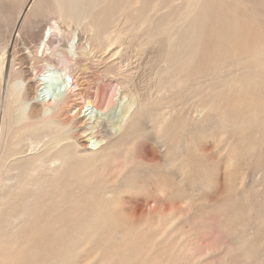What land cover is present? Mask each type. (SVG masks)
Segmentation results:
<instances>
[{
    "label": "rangeland",
    "instance_id": "rangeland-1",
    "mask_svg": "<svg viewBox=\"0 0 264 264\" xmlns=\"http://www.w3.org/2000/svg\"><path fill=\"white\" fill-rule=\"evenodd\" d=\"M5 1L9 12L0 28L21 36L8 39L0 53L13 41L22 52L34 51L56 21L47 11L57 1L34 2L31 21L39 28L26 34L17 11L32 0L0 4ZM93 3L111 15L125 6L119 27L133 18L130 0ZM135 6L137 23H145L128 35L150 33L162 41L153 58L162 53L166 37L176 45L184 37L188 48L185 83L168 101V149L146 140L153 125L158 133L151 135L165 132L160 105H154L145 121L148 130L126 133L103 161L62 174L55 189L36 200L26 228L12 235L0 229V264H50L59 255L68 257V264H264V0H139ZM60 25L62 33L50 43L54 55L46 51L51 63L60 66L76 30L87 51L73 67L83 86L91 92L100 80L114 86L116 76L107 79L99 72L101 53L88 41L89 34L74 24ZM128 49L123 67L138 75L146 72L147 80L152 68L144 62L150 55ZM4 90L0 120L7 105ZM151 149L162 161H150ZM119 162L123 167L116 171ZM27 191L17 190L0 206V224L19 212ZM147 202L161 209L150 218L138 212L141 206L148 209ZM146 219L148 226H140Z\"/></svg>",
    "mask_w": 264,
    "mask_h": 264
},
{
    "label": "bare ground",
    "instance_id": "bare-ground-1",
    "mask_svg": "<svg viewBox=\"0 0 264 264\" xmlns=\"http://www.w3.org/2000/svg\"><path fill=\"white\" fill-rule=\"evenodd\" d=\"M56 1L55 6L47 11V15H53L56 21L48 25V31L34 51L25 53L18 50L14 47V41L21 34L13 37L8 28H0V46L8 39L14 40L10 47L0 53V98L4 86V100L7 101L0 124V206L17 190L25 187L28 190L19 212L0 224V229L10 235L27 227L36 200L49 190L53 191L62 174H72L92 163L103 161L107 149L126 133L140 132V128L148 130L145 121L150 119L154 105H160L159 123L165 125V132L163 135H151V132H157L153 125L146 140L155 147L156 143L161 144L167 150L172 132L168 101L172 91L185 83L183 72L188 48L184 37L177 45L166 37L164 49L157 59L153 58L155 49L163 42L157 40L154 34L147 33L141 38L135 34L129 37L131 28L136 26L135 29H139L145 23L143 20L137 23L140 19L135 5L139 0H130L133 2L129 6L134 12L133 18H125L121 27L118 20L125 8L123 5L111 15V10H101L100 2L93 3V0ZM34 2L36 0L31 1V9L29 4L26 9L20 7L17 11L21 18V31L25 34L32 28H39V24L31 21ZM8 7L6 1L0 4V20L7 18ZM156 7L157 4H152L150 11L153 12ZM110 8L113 11L114 8ZM108 16L112 18L110 22ZM60 23L74 24L89 34L88 41L101 53L99 61L102 71L99 72L107 79L116 76L114 86L108 81L101 84V80L95 92L83 86L84 79L82 81L81 73L74 70V65L87 51L80 47L79 32L76 30L68 53H61L60 66L51 63L52 59L46 55V51L54 55L50 43L54 35L62 33ZM163 31L166 33L168 28ZM128 48H133V55H150L144 62L145 67L149 66L148 70L152 68L147 80L144 79L146 72L138 75L132 68L123 67ZM43 62L44 68L40 65ZM32 78L35 79L34 84ZM33 99L36 101L32 102ZM149 157L150 161L156 163L162 161L154 149H151ZM122 167L123 162L114 165L116 171H121L118 169ZM151 205L147 202L148 209L139 207L140 216L150 218L161 210ZM148 221H140L139 225L148 226ZM67 258L59 255L50 264H68L70 261Z\"/></svg>",
    "mask_w": 264,
    "mask_h": 264
}]
</instances>
